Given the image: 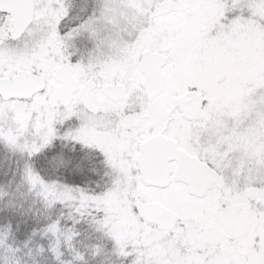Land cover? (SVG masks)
<instances>
[{
    "label": "snow or ice",
    "instance_id": "6c2138e0",
    "mask_svg": "<svg viewBox=\"0 0 264 264\" xmlns=\"http://www.w3.org/2000/svg\"><path fill=\"white\" fill-rule=\"evenodd\" d=\"M0 264H264V0H0Z\"/></svg>",
    "mask_w": 264,
    "mask_h": 264
}]
</instances>
